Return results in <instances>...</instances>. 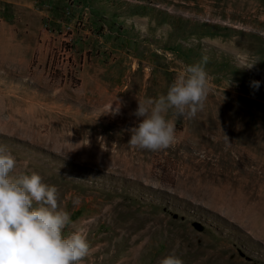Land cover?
<instances>
[{
  "label": "rangeland",
  "instance_id": "rangeland-1",
  "mask_svg": "<svg viewBox=\"0 0 264 264\" xmlns=\"http://www.w3.org/2000/svg\"><path fill=\"white\" fill-rule=\"evenodd\" d=\"M37 4L0 3V146L10 177L57 188L63 235L90 244L80 264H264V0H132V29L102 35L82 19L86 35L55 31ZM63 48L67 79L51 67ZM197 63L203 110L166 115L165 150L130 146L138 101Z\"/></svg>",
  "mask_w": 264,
  "mask_h": 264
},
{
  "label": "clouds",
  "instance_id": "clouds-1",
  "mask_svg": "<svg viewBox=\"0 0 264 264\" xmlns=\"http://www.w3.org/2000/svg\"><path fill=\"white\" fill-rule=\"evenodd\" d=\"M257 63L245 67L252 69ZM253 84L259 87V82ZM207 93L202 65L185 66L166 95L138 101L134 115L143 120L130 129L128 144L149 151L169 148L175 124L166 115L171 111L176 118L194 119L203 110ZM15 163L0 146V264H80L90 253V244L80 232L63 235L70 216L59 208L57 188L44 184L36 173L10 177ZM160 264H183V260L169 255Z\"/></svg>",
  "mask_w": 264,
  "mask_h": 264
},
{
  "label": "crops",
  "instance_id": "crops-1",
  "mask_svg": "<svg viewBox=\"0 0 264 264\" xmlns=\"http://www.w3.org/2000/svg\"><path fill=\"white\" fill-rule=\"evenodd\" d=\"M0 3H3L4 8H8L14 17L16 4L33 8V5L38 3L40 7L34 9L38 17L49 19L52 24L50 26L55 31H63L65 27L62 24L65 21L73 35L87 34L86 28L82 30L81 27H75V21L79 19L88 21L100 35L115 33L114 28L121 24L132 29V0H0ZM87 74L84 69L82 76Z\"/></svg>",
  "mask_w": 264,
  "mask_h": 264
},
{
  "label": "built area",
  "instance_id": "built-area-1",
  "mask_svg": "<svg viewBox=\"0 0 264 264\" xmlns=\"http://www.w3.org/2000/svg\"><path fill=\"white\" fill-rule=\"evenodd\" d=\"M72 48H63L60 49L58 57H54L51 62V67L53 68L52 73H60L62 76L67 79L72 71V63L75 64L74 58H72Z\"/></svg>",
  "mask_w": 264,
  "mask_h": 264
},
{
  "label": "bare ground",
  "instance_id": "bare-ground-1",
  "mask_svg": "<svg viewBox=\"0 0 264 264\" xmlns=\"http://www.w3.org/2000/svg\"><path fill=\"white\" fill-rule=\"evenodd\" d=\"M131 134V133H130ZM130 138V137H129ZM126 144V143H125ZM125 147V146H124ZM123 148V147H122ZM120 149V148H119ZM122 151V150H121ZM124 151V150H123ZM97 152H99L98 154H101L102 155V153H101V151H97ZM139 152V151H138ZM126 153V152H125ZM111 155H115V154H113V153H111ZM130 156V155H129ZM132 156V155H131ZM135 156V155H134ZM128 158V157H127ZM121 159L122 158H120V157H118L117 156V160H118V162L120 163V166H121V164H123V162H125L124 160L123 161H121ZM129 159V158H128ZM130 161V160H129ZM131 166V165H130ZM121 168H122V166H121ZM129 170V169H128Z\"/></svg>",
  "mask_w": 264,
  "mask_h": 264
}]
</instances>
